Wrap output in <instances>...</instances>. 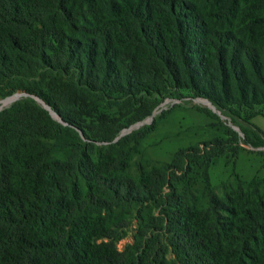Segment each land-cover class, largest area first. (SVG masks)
<instances>
[{"label": "trees", "instance_id": "1", "mask_svg": "<svg viewBox=\"0 0 264 264\" xmlns=\"http://www.w3.org/2000/svg\"><path fill=\"white\" fill-rule=\"evenodd\" d=\"M15 93L34 98L0 110V264H264V175L213 184L240 152L219 117L227 140L166 161L150 125L113 142L201 99L264 148V0H0V100Z\"/></svg>", "mask_w": 264, "mask_h": 264}, {"label": "rangeland", "instance_id": "2", "mask_svg": "<svg viewBox=\"0 0 264 264\" xmlns=\"http://www.w3.org/2000/svg\"><path fill=\"white\" fill-rule=\"evenodd\" d=\"M259 110L264 113V108ZM154 113V118L145 122L151 126L150 136L145 144L154 159L169 160L175 151L212 138L227 140L228 135L217 124L214 117L216 115L237 133L239 139L231 144L239 147L240 152L236 158H231V154H228L213 165L210 170L213 184L229 179L234 174L246 179L264 175V148L254 150L244 143L240 127L248 126L239 120H236L235 125H229V118L213 110L205 100H164ZM251 122L264 131V117H254ZM130 242V239L123 240L118 248L122 249Z\"/></svg>", "mask_w": 264, "mask_h": 264}, {"label": "water", "instance_id": "3", "mask_svg": "<svg viewBox=\"0 0 264 264\" xmlns=\"http://www.w3.org/2000/svg\"><path fill=\"white\" fill-rule=\"evenodd\" d=\"M23 97H31V98H34L33 96H29L28 94L26 93H15L9 97H6L4 99H1L0 100V110H2L3 108H6L8 106H10L12 103H14L15 101L19 100L20 98H23ZM35 100H37L38 102L41 103V105L43 106L44 109H46L49 114L51 115V117L53 119H58V121H61L58 116L52 111L49 109V107L47 105H45L44 103H42L38 98H35ZM207 102V101H206ZM207 104L213 109V110H216L215 107L213 105H211V103L207 102ZM217 111V110H216ZM218 112V111H217ZM219 113V112H218ZM155 113L152 114V116L150 117V119H152V117L154 116ZM146 121L144 122H141V123H137V124H134L132 126H130L129 128L123 130L120 135L114 139L113 142H116L117 140H119L122 136L130 133L131 131L133 130H136L138 129L140 126H142L143 124H145ZM229 125H231V122H229Z\"/></svg>", "mask_w": 264, "mask_h": 264}]
</instances>
